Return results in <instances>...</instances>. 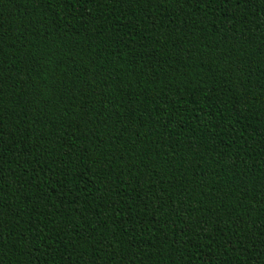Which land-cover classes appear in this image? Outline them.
<instances>
[{"label": "trees", "instance_id": "16d2710c", "mask_svg": "<svg viewBox=\"0 0 264 264\" xmlns=\"http://www.w3.org/2000/svg\"><path fill=\"white\" fill-rule=\"evenodd\" d=\"M0 264H264V0H0Z\"/></svg>", "mask_w": 264, "mask_h": 264}]
</instances>
